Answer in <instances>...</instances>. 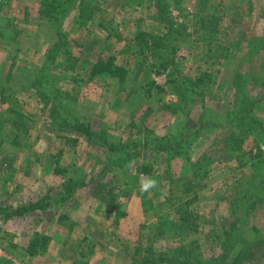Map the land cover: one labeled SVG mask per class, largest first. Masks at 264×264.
Segmentation results:
<instances>
[{"label": "rangeland", "instance_id": "obj_1", "mask_svg": "<svg viewBox=\"0 0 264 264\" xmlns=\"http://www.w3.org/2000/svg\"><path fill=\"white\" fill-rule=\"evenodd\" d=\"M236 257L264 264V0H0V264Z\"/></svg>", "mask_w": 264, "mask_h": 264}, {"label": "trees", "instance_id": "obj_2", "mask_svg": "<svg viewBox=\"0 0 264 264\" xmlns=\"http://www.w3.org/2000/svg\"><path fill=\"white\" fill-rule=\"evenodd\" d=\"M79 17H82V14L80 15L79 14ZM46 23H49V19H47V22ZM146 36V33L145 32H138L136 34V44L139 46L140 49L142 50H146L148 51L149 53H153L154 55H159V51L162 49L163 45L161 43V39L160 38H157L153 44H149L147 43L146 41L145 42H142L144 40ZM100 61V60H99ZM95 62L94 64L91 65V69H90V73L91 75L93 76H96L98 74H101L103 73L107 68H108V65L107 66H103L102 64H100V62ZM111 65V64H110ZM119 71L117 72V74H119V82H122L123 79H124V71L122 69H120V67L117 68ZM110 71H108V73L112 74L113 75V72H112V69L110 68L109 69ZM103 71V72H102ZM38 92V91H37ZM160 152V151H159ZM173 161H176V158L172 159L171 162ZM137 171L139 174L141 175H150V170L143 167L142 168H137ZM45 239V238H44ZM32 241H35V235L32 239ZM43 243H45V241L42 239L41 240ZM31 246H32V243H30ZM238 261L239 259L236 257L235 260L233 261V263H230V264H238ZM221 264H227L224 260L221 259Z\"/></svg>", "mask_w": 264, "mask_h": 264}, {"label": "clouds", "instance_id": "obj_3", "mask_svg": "<svg viewBox=\"0 0 264 264\" xmlns=\"http://www.w3.org/2000/svg\"><path fill=\"white\" fill-rule=\"evenodd\" d=\"M157 187V181L150 176L145 175L140 183V191L142 193H149L152 189Z\"/></svg>", "mask_w": 264, "mask_h": 264}, {"label": "crops", "instance_id": "obj_4", "mask_svg": "<svg viewBox=\"0 0 264 264\" xmlns=\"http://www.w3.org/2000/svg\"><path fill=\"white\" fill-rule=\"evenodd\" d=\"M46 235V234H45ZM46 236H50V235H46ZM62 259V258H61Z\"/></svg>", "mask_w": 264, "mask_h": 264}]
</instances>
